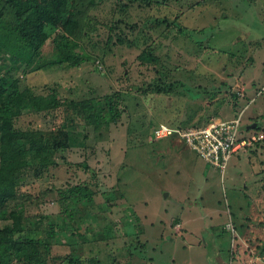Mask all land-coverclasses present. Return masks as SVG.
<instances>
[{"label": "rangeland", "instance_id": "374dc122", "mask_svg": "<svg viewBox=\"0 0 264 264\" xmlns=\"http://www.w3.org/2000/svg\"><path fill=\"white\" fill-rule=\"evenodd\" d=\"M0 8V23L12 24L13 8ZM77 37L81 67L19 73L21 87L49 100H100L107 113L115 101L121 117L84 129L72 108L51 101L53 111L28 108L17 119L23 130L53 131L74 115L78 125L56 165L25 173L26 216L44 215L46 228L68 219L67 207L89 235L108 225L107 264H264V141L234 156L222 177L178 134H151L160 123L240 116L264 132V0H94ZM54 53L49 40L44 61ZM79 184L93 201L66 206L61 191ZM76 237L66 225L52 255L89 264L94 253Z\"/></svg>", "mask_w": 264, "mask_h": 264}, {"label": "trees", "instance_id": "16d2710c", "mask_svg": "<svg viewBox=\"0 0 264 264\" xmlns=\"http://www.w3.org/2000/svg\"><path fill=\"white\" fill-rule=\"evenodd\" d=\"M3 1L6 6L13 8L15 19L12 24L0 23V60L7 56L13 60L7 68L3 63L0 64V264H49L51 261L81 264L79 254L74 252L65 256L52 255L53 245L59 241L58 234L66 225L71 234H77L73 239L74 244L86 246L90 253H94L88 258L89 264H107L104 254L107 250L108 225L100 233L89 235V228L81 230L78 219L65 207L64 214L68 215V219L63 220L62 224L47 222V227L43 228L44 215L30 218L25 214V204L18 202L19 189L25 183V173L33 169L37 175L43 174L57 164V155L67 148L69 142H76L74 132L69 134L67 131L78 126L74 124L75 115L81 116L84 129L92 125L99 128L117 123L121 117L122 110L115 101H111L110 113H107L100 100L90 99L79 103L59 98L49 100L34 96L31 91L21 87L19 73L30 74L64 64L81 67L85 57L79 51L80 40L77 35L82 33L83 17L88 14V8L94 4V0ZM3 14L4 10L0 8V16ZM49 40L54 42L55 53L51 60L44 61L43 48ZM51 101L54 107L72 108L74 119L66 117L58 129L49 132L16 127L17 119L28 108L38 112L53 111ZM211 121H188L179 126L199 128ZM256 125L258 128V123ZM94 196V190L84 184L61 191L62 202L66 206L71 201L77 204L91 203ZM38 231H43L45 236L40 238L31 235ZM110 261L115 263L113 258Z\"/></svg>", "mask_w": 264, "mask_h": 264}, {"label": "built area", "instance_id": "2783aa9c", "mask_svg": "<svg viewBox=\"0 0 264 264\" xmlns=\"http://www.w3.org/2000/svg\"><path fill=\"white\" fill-rule=\"evenodd\" d=\"M152 134L157 139L178 134L191 150L222 174L236 154L264 141V132L244 128L241 116L225 121H211L199 128H175L159 124Z\"/></svg>", "mask_w": 264, "mask_h": 264}, {"label": "crops", "instance_id": "0c3cea01", "mask_svg": "<svg viewBox=\"0 0 264 264\" xmlns=\"http://www.w3.org/2000/svg\"><path fill=\"white\" fill-rule=\"evenodd\" d=\"M161 124H164V123H161ZM166 125H167V124H166ZM168 126H169V125H168ZM171 127H172V126H171ZM175 128H180V127H175ZM251 150H253V149H251ZM245 152L248 153L247 151H245ZM238 154H239V153H238ZM236 155H237V154H236ZM236 155H235V156H236ZM238 156H239V155H238ZM220 173H221V172H220ZM225 173H226V171H225ZM225 173H223V174L221 173V174H222V177L225 176ZM262 174H263V173H262ZM261 180H263V179H261ZM263 181H264V180H263ZM260 192L263 193L264 191L261 190Z\"/></svg>", "mask_w": 264, "mask_h": 264}, {"label": "water", "instance_id": "95a60500", "mask_svg": "<svg viewBox=\"0 0 264 264\" xmlns=\"http://www.w3.org/2000/svg\"><path fill=\"white\" fill-rule=\"evenodd\" d=\"M256 127H257V125L254 124V125H252V126H248V129H252V128H256Z\"/></svg>", "mask_w": 264, "mask_h": 264}]
</instances>
